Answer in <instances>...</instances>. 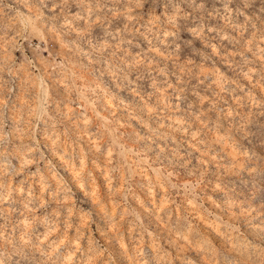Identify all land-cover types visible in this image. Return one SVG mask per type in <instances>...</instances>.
Returning a JSON list of instances; mask_svg holds the SVG:
<instances>
[{"label": "clouds", "instance_id": "obj_1", "mask_svg": "<svg viewBox=\"0 0 264 264\" xmlns=\"http://www.w3.org/2000/svg\"><path fill=\"white\" fill-rule=\"evenodd\" d=\"M0 264H264V0H0Z\"/></svg>", "mask_w": 264, "mask_h": 264}]
</instances>
